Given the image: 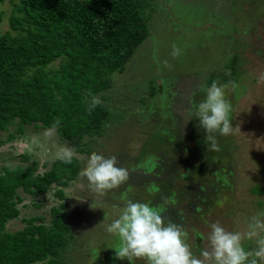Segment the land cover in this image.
I'll return each instance as SVG.
<instances>
[{
  "label": "rangeland",
  "instance_id": "rangeland-1",
  "mask_svg": "<svg viewBox=\"0 0 264 264\" xmlns=\"http://www.w3.org/2000/svg\"><path fill=\"white\" fill-rule=\"evenodd\" d=\"M154 5L148 37L123 72L112 75V87L98 95L112 117L101 136L83 139L86 152L76 153L55 129L34 126H25L23 134L0 147V170L35 165L41 175L63 146L75 152L80 172L93 152L116 156L118 166L128 169V181L104 195L80 173L63 197L55 186L40 196L17 190L19 215L6 230H22L31 218L47 227L52 210L60 209L72 238L62 264H130L116 257L120 241L106 231L128 200L158 207L166 223L182 224L197 257L208 247L212 223L244 232L250 218L264 212V82H259L264 77V0H154ZM1 11L4 33L10 0ZM173 44L181 50L175 58ZM214 80L228 85L225 98L234 127L229 136L217 134V152L207 150L197 117L185 123L187 110L205 99L204 89ZM8 133H1L2 139ZM243 247L251 251L255 240H244Z\"/></svg>",
  "mask_w": 264,
  "mask_h": 264
},
{
  "label": "trees",
  "instance_id": "trees-1",
  "mask_svg": "<svg viewBox=\"0 0 264 264\" xmlns=\"http://www.w3.org/2000/svg\"><path fill=\"white\" fill-rule=\"evenodd\" d=\"M5 1L0 0V24ZM10 5L8 30L0 31V147L34 126L55 129L82 154L83 139L101 136L112 117L102 103L87 111L89 93L98 97L110 89L112 75L123 72L148 37L154 0H10ZM56 61L57 69L49 68ZM80 168L76 157L71 164L57 159L41 175L35 165L1 168L0 264H62L72 238L60 209L52 210L47 227L35 225L38 218L15 232L6 225L19 215L18 189L40 196L55 186L63 197Z\"/></svg>",
  "mask_w": 264,
  "mask_h": 264
},
{
  "label": "clouds",
  "instance_id": "clouds-1",
  "mask_svg": "<svg viewBox=\"0 0 264 264\" xmlns=\"http://www.w3.org/2000/svg\"><path fill=\"white\" fill-rule=\"evenodd\" d=\"M171 55L174 58L181 55L180 48L175 44ZM163 63L170 67L167 61ZM259 82H264V77ZM232 86H236L235 82H232ZM227 87L214 80L210 87L204 89L205 99L187 110L185 123L193 116L199 119V125L206 133L208 151H220L217 134L229 136L234 132L230 119L232 105L225 98ZM89 96L91 99L86 103L90 113L102 101L91 93ZM75 155L71 147L63 146L57 158L65 164H71ZM118 164L116 156L106 158L93 152L80 175L86 177L93 191L104 195L129 179L128 169ZM210 228L208 247L202 249L197 257L187 242L188 234L182 224L171 220L166 223L158 207L128 200L120 216L107 226L106 231L116 235L120 241L114 248L116 257L127 259L130 264L134 260H143L145 264H264V212L253 215L244 232L229 231L219 221L212 223ZM244 240H255L256 247L251 251L246 250L243 247Z\"/></svg>",
  "mask_w": 264,
  "mask_h": 264
},
{
  "label": "flooded vegetation",
  "instance_id": "flooded-vegetation-1",
  "mask_svg": "<svg viewBox=\"0 0 264 264\" xmlns=\"http://www.w3.org/2000/svg\"><path fill=\"white\" fill-rule=\"evenodd\" d=\"M195 171V170H194Z\"/></svg>",
  "mask_w": 264,
  "mask_h": 264
}]
</instances>
